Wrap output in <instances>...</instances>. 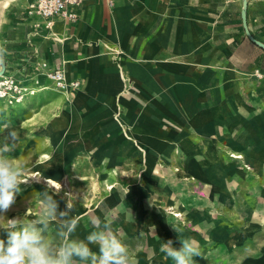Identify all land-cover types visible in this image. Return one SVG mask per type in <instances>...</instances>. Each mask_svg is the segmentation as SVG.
<instances>
[{
	"label": "crops",
	"instance_id": "1",
	"mask_svg": "<svg viewBox=\"0 0 264 264\" xmlns=\"http://www.w3.org/2000/svg\"><path fill=\"white\" fill-rule=\"evenodd\" d=\"M32 1L0 0L4 73L24 84L42 60L78 81L61 92L38 76L39 92L58 93L62 106L51 167L57 178L95 169L112 189L96 210L49 192L24 199L20 218L39 215L51 196L65 220H79L70 238L82 240L92 221L109 219L137 264H174L161 252L184 236L172 206L197 229L205 255L223 237L215 202L231 195L235 161L227 153L264 149V49L244 33L241 0H84L74 22L56 18L48 27ZM246 16L264 42V0H247ZM63 222L45 231L54 250L64 242Z\"/></svg>",
	"mask_w": 264,
	"mask_h": 264
},
{
	"label": "rangeland",
	"instance_id": "2",
	"mask_svg": "<svg viewBox=\"0 0 264 264\" xmlns=\"http://www.w3.org/2000/svg\"><path fill=\"white\" fill-rule=\"evenodd\" d=\"M58 98V93L37 91L32 95L23 96L19 102L9 103L0 99V146L5 141L7 131L15 130L19 141L9 155L25 169L22 177L24 183L20 185L21 192L5 214L6 219L29 221L39 217L41 213L32 217L35 214L28 212L20 218V208L26 203L24 199H28L30 203L32 198L48 192L57 195L66 206H71L74 200L81 199L86 208L96 210L104 199V193L112 189L100 180V175L95 169H79L86 173L84 176H79L78 171L71 169L70 174L67 170L64 176L55 177L56 170L51 164L54 165V146L60 140L53 120L55 115L62 111V106L56 103ZM259 141L260 139L254 144L255 150L260 148ZM45 154L49 155V158L43 157ZM231 154L227 153V156L235 161L234 167L228 170L231 195L215 202V221H218L217 228L221 230L223 237L215 244L206 246L205 255L202 254V247L199 248L200 256L193 257L195 264H203L199 261H208L204 264H264V261H260L264 246V149L253 153L237 152L235 154L240 155L238 157ZM49 177L55 178L59 187L50 185L47 181ZM31 204H35V201ZM167 211L177 220V225L183 224V239L191 238L198 242L199 232L192 226L187 227L184 210H176L170 206ZM177 225L174 228L179 229ZM43 234L46 243L50 245L46 232ZM0 238L6 239L3 231H0ZM176 241L175 245L178 246L177 243L180 242L178 239ZM50 248L56 250L51 246Z\"/></svg>",
	"mask_w": 264,
	"mask_h": 264
},
{
	"label": "clouds",
	"instance_id": "3",
	"mask_svg": "<svg viewBox=\"0 0 264 264\" xmlns=\"http://www.w3.org/2000/svg\"><path fill=\"white\" fill-rule=\"evenodd\" d=\"M19 141L15 130L9 129L0 146V264H137L134 255L113 230L112 221H92L93 231L84 239H72L79 220L76 216L64 219L67 212H59L57 201L47 196L41 202V215L29 221L6 219L5 214L21 192L24 166L9 155ZM63 220L58 235L64 241L55 251L46 243L44 232L54 222ZM65 237H68L65 239ZM96 246L93 251L92 246ZM180 247L168 240L161 245V252L174 264H195L193 257L200 256L197 242L191 238L180 239Z\"/></svg>",
	"mask_w": 264,
	"mask_h": 264
},
{
	"label": "built area",
	"instance_id": "4",
	"mask_svg": "<svg viewBox=\"0 0 264 264\" xmlns=\"http://www.w3.org/2000/svg\"><path fill=\"white\" fill-rule=\"evenodd\" d=\"M82 1L84 0H33L29 7L31 12L42 18L48 27L56 18L74 22L78 17L75 9ZM32 73L33 75L29 76L32 81L25 76L24 84L14 75L4 73L0 76V99L9 103L19 102L23 96L32 95L44 89L45 86H42L38 79L40 75H44L51 82L52 87L61 92H65L70 88L75 89L79 85L76 80L67 81L61 68H50L42 60L34 63ZM27 79L30 85L25 82Z\"/></svg>",
	"mask_w": 264,
	"mask_h": 264
},
{
	"label": "water",
	"instance_id": "5",
	"mask_svg": "<svg viewBox=\"0 0 264 264\" xmlns=\"http://www.w3.org/2000/svg\"><path fill=\"white\" fill-rule=\"evenodd\" d=\"M246 9H247V0H241V10H240V18L242 23V28L244 30L245 35L251 40L254 44L259 46L260 48L264 49V42L256 39L249 31L247 26V16H246ZM5 71V60L4 55L0 49V76L4 74Z\"/></svg>",
	"mask_w": 264,
	"mask_h": 264
},
{
	"label": "bare ground",
	"instance_id": "6",
	"mask_svg": "<svg viewBox=\"0 0 264 264\" xmlns=\"http://www.w3.org/2000/svg\"><path fill=\"white\" fill-rule=\"evenodd\" d=\"M231 155L232 156H236V157L240 156V155H237V154H234V153H232ZM43 157L49 158V155L45 154V155H43ZM47 181L50 183V185L55 186V187H59V184L54 179L49 177V178H47Z\"/></svg>",
	"mask_w": 264,
	"mask_h": 264
}]
</instances>
